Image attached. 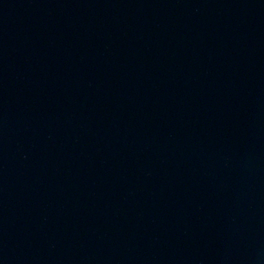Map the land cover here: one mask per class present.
Listing matches in <instances>:
<instances>
[{
    "label": "water",
    "instance_id": "water-1",
    "mask_svg": "<svg viewBox=\"0 0 264 264\" xmlns=\"http://www.w3.org/2000/svg\"><path fill=\"white\" fill-rule=\"evenodd\" d=\"M0 264H264V0H0Z\"/></svg>",
    "mask_w": 264,
    "mask_h": 264
}]
</instances>
